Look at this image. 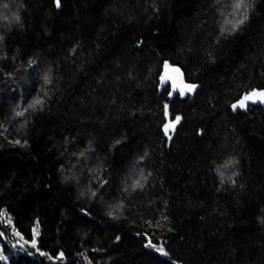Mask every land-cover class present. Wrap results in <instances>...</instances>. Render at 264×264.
I'll use <instances>...</instances> for the list:
<instances>
[{
    "label": "trees",
    "instance_id": "trees-1",
    "mask_svg": "<svg viewBox=\"0 0 264 264\" xmlns=\"http://www.w3.org/2000/svg\"><path fill=\"white\" fill-rule=\"evenodd\" d=\"M238 2L0 0V213L39 228L8 264H200L180 234L264 264V108L230 106L264 88V0Z\"/></svg>",
    "mask_w": 264,
    "mask_h": 264
},
{
    "label": "rangeland",
    "instance_id": "rangeland-1",
    "mask_svg": "<svg viewBox=\"0 0 264 264\" xmlns=\"http://www.w3.org/2000/svg\"><path fill=\"white\" fill-rule=\"evenodd\" d=\"M168 68V67H167ZM190 84L184 82L179 93L181 94L184 91H187V87ZM178 93V94H179ZM3 225L10 231L11 242L0 230V260L9 263L10 256L16 255L17 253L24 250V246L33 247L34 251L30 252L31 256H34L35 253L38 254V250L35 249L37 243V237L39 235V228L34 226L32 229L33 238L30 241L24 240L18 232L13 227L12 220L10 217L2 211L0 213ZM146 231H148L153 238L166 236L172 233L171 226L167 219H163L159 223H154L147 225ZM222 245L215 247H210L204 244L203 240L195 235L180 234L177 235L175 239L172 240L169 246L170 253L176 258L188 256L200 264H246L245 260L242 257H236L232 254H228L222 249ZM8 249V251H6ZM39 255H44L40 252ZM62 254L57 255V257H52L50 255L46 256V261H52L55 259H62ZM87 264L91 263L87 257H84ZM109 259L100 260L97 264H109Z\"/></svg>",
    "mask_w": 264,
    "mask_h": 264
},
{
    "label": "water",
    "instance_id": "water-1",
    "mask_svg": "<svg viewBox=\"0 0 264 264\" xmlns=\"http://www.w3.org/2000/svg\"><path fill=\"white\" fill-rule=\"evenodd\" d=\"M173 69H179V72H175L173 71ZM163 77V80H162ZM161 82L162 85H168L169 86V97L172 98L175 96V94L179 93V91L181 90V87L184 83V76H183V72L181 70V68L176 67V66H171L168 68H165L161 74ZM253 92H264V88H254L252 89V91L250 90L249 92L243 94L239 99H237L235 102L232 103V105H230L233 108V105H237V107L235 109H244L247 106L253 105V106H261L262 108H264V99H261L259 97H256L254 99H249L245 102V107H239V103L240 101L244 100L245 96L250 95ZM172 123H175L174 120L168 121L166 125H170ZM166 127V126H165ZM177 127V123H175V127L174 129L169 127L168 131L165 133L168 135L171 132L175 131Z\"/></svg>",
    "mask_w": 264,
    "mask_h": 264
},
{
    "label": "snow or ice",
    "instance_id": "snow-or-ice-1",
    "mask_svg": "<svg viewBox=\"0 0 264 264\" xmlns=\"http://www.w3.org/2000/svg\"><path fill=\"white\" fill-rule=\"evenodd\" d=\"M243 3H244V0H239V2L236 4V7H237V8H240L241 5H242ZM57 6H59V0H57ZM246 18H247V17H246V15H245L244 19H246ZM239 23H240V24L244 23V20H243V19L240 20ZM236 26H237V25H235V24L233 25L234 28H235ZM167 67H168V65L166 64V65H165V68H167ZM173 71H175V72H179V69H173ZM162 80H163V77H162ZM186 87L188 88V91H192V90L195 88V85H189V86H186ZM256 97H259V98H261V99H264V92H253V93H251L250 95L245 96V97H244V100L240 101V103H239V107H245V102H246L247 100H249V99H254V98H256ZM36 103H40V101H36ZM236 107H237V105H233V109H235ZM179 120H180V117H176V118H175V123H178ZM175 123H172V124H170V125H166V127H165V131L167 132L169 127H171V128L174 129V127H175Z\"/></svg>",
    "mask_w": 264,
    "mask_h": 264
}]
</instances>
